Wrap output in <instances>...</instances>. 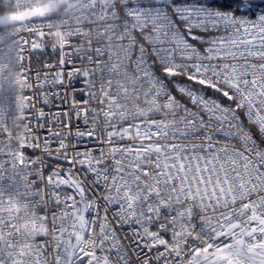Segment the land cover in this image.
<instances>
[{"label": "snow or ice", "instance_id": "obj_1", "mask_svg": "<svg viewBox=\"0 0 264 264\" xmlns=\"http://www.w3.org/2000/svg\"><path fill=\"white\" fill-rule=\"evenodd\" d=\"M13 27L0 264H264V0H0Z\"/></svg>", "mask_w": 264, "mask_h": 264}, {"label": "built area", "instance_id": "obj_2", "mask_svg": "<svg viewBox=\"0 0 264 264\" xmlns=\"http://www.w3.org/2000/svg\"><path fill=\"white\" fill-rule=\"evenodd\" d=\"M20 9H9V11H18ZM20 32L19 27H13L9 30H6L5 34L3 35L4 44L0 45V73L3 72L4 67V60L6 59L7 55H12L14 57V54L16 53L18 43L13 41L9 43L12 38ZM19 65L16 64L13 60L12 67L10 69V74L7 76H0V84H3V86L6 88L7 85L17 83L21 84L22 81L20 80L19 76ZM18 96L21 97L17 100L18 105L20 108H23L24 101L22 99L23 93L18 90ZM23 116V112H17L13 116H11L7 128L6 129H0V131H7L9 136L14 137L12 140V143L15 145L18 142L19 148L23 147L24 144V137H25V125L21 124V119ZM19 155V153H18Z\"/></svg>", "mask_w": 264, "mask_h": 264}, {"label": "water", "instance_id": "obj_3", "mask_svg": "<svg viewBox=\"0 0 264 264\" xmlns=\"http://www.w3.org/2000/svg\"><path fill=\"white\" fill-rule=\"evenodd\" d=\"M19 15H21V14L16 13V14L11 15V17H8V18L15 19V18H17ZM8 18H5V19H8Z\"/></svg>", "mask_w": 264, "mask_h": 264}, {"label": "trees", "instance_id": "obj_4", "mask_svg": "<svg viewBox=\"0 0 264 264\" xmlns=\"http://www.w3.org/2000/svg\"><path fill=\"white\" fill-rule=\"evenodd\" d=\"M11 15L16 14V11H10ZM5 18H8V16H6Z\"/></svg>", "mask_w": 264, "mask_h": 264}, {"label": "rangeland", "instance_id": "obj_5", "mask_svg": "<svg viewBox=\"0 0 264 264\" xmlns=\"http://www.w3.org/2000/svg\"><path fill=\"white\" fill-rule=\"evenodd\" d=\"M16 13H18V14H22L20 10L16 11Z\"/></svg>", "mask_w": 264, "mask_h": 264}]
</instances>
